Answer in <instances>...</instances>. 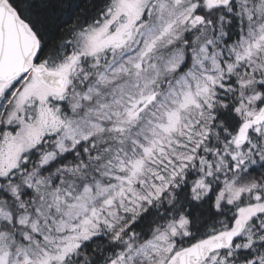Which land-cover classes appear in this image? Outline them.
Listing matches in <instances>:
<instances>
[{"label":"snow or ice","instance_id":"snow-or-ice-1","mask_svg":"<svg viewBox=\"0 0 264 264\" xmlns=\"http://www.w3.org/2000/svg\"><path fill=\"white\" fill-rule=\"evenodd\" d=\"M0 264H264V0H0Z\"/></svg>","mask_w":264,"mask_h":264}]
</instances>
